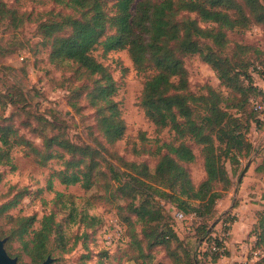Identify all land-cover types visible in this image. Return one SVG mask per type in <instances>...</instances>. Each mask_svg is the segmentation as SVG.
Instances as JSON below:
<instances>
[{
	"label": "trees",
	"instance_id": "1",
	"mask_svg": "<svg viewBox=\"0 0 264 264\" xmlns=\"http://www.w3.org/2000/svg\"><path fill=\"white\" fill-rule=\"evenodd\" d=\"M52 1L70 13H49L50 17L38 25V33L42 44L49 47L50 63L66 61L77 65L78 78L90 82L84 88V95L94 110L96 128L104 144L114 145L127 134L121 103L116 99L118 86L107 66L93 54L98 47L102 56L119 50L127 52L136 73L145 76L138 103L144 117L156 134L165 129L173 133L170 141L160 142L156 137L157 146L149 152L158 157L153 171H149L146 164L129 162L126 166L136 174L110 168L111 175L103 185L106 194L120 200L129 199L124 206L116 205V216L119 223L122 224L120 217L126 221L130 243L137 255L146 257L145 248L160 246L171 264L216 262L219 257L203 252L201 244L209 240L212 232L208 228L214 205L232 185L226 163L237 165L253 150L249 140L250 125L264 118V110L259 116L251 102V99L264 102V92L253 84L248 70L250 66L263 68L264 59L222 65L221 59L211 48L205 50L200 40L210 41L221 51L229 43L226 31L244 30L254 24L264 29V6L259 0H114L111 7L105 0ZM3 19H8L13 27L24 22L21 14L0 0V20ZM238 48L244 53L252 46L239 44ZM9 53L0 46V57ZM195 54L211 66L221 86L235 93L229 104L222 106L221 93L211 86H206L199 94L190 90L183 57ZM80 94L79 90L72 91L69 101L73 106ZM16 101L14 98V104ZM18 101H24L21 94ZM36 118L53 126L44 116ZM0 119V165L13 168L11 150L21 147L24 155L33 157L41 167L51 160L60 163V168L49 175L50 188L52 180L57 179L60 184H79L87 191L98 184L99 177L106 176L98 160L104 146L98 149L82 145L62 133L47 135L33 127L34 136L40 138L37 144L22 134L18 126L7 123L8 116L0 113ZM139 137L147 140L142 132ZM189 142L198 147L205 173L197 184L186 167L196 159ZM142 152L136 150V154ZM256 170H264V157ZM153 184L162 188L158 190ZM150 188L155 191L153 201ZM24 195L18 192L0 204V216L10 223L7 230H0L1 238L7 237L4 246L10 256H19L9 251L11 243L17 241L31 264H39L50 256V237L60 236L62 244V235L53 213L44 214L37 229L33 228L36 216L9 214ZM136 198L138 202L134 203ZM156 198L172 205L173 213L175 210L183 212L184 218L195 214L196 217L190 218L189 229L193 244L178 235L171 212L160 206ZM122 208L136 217L140 235L134 221L122 216ZM229 219L226 214L221 221ZM121 228L115 243L122 239L124 229ZM249 235L254 237L253 250L259 252L251 264H264V209L257 213ZM61 247L66 251L63 244ZM138 256L130 259L137 261Z\"/></svg>",
	"mask_w": 264,
	"mask_h": 264
},
{
	"label": "rangeland",
	"instance_id": "2",
	"mask_svg": "<svg viewBox=\"0 0 264 264\" xmlns=\"http://www.w3.org/2000/svg\"><path fill=\"white\" fill-rule=\"evenodd\" d=\"M2 1L7 7L21 14L24 22L19 27H13L8 19L0 20V46L4 51H10L4 57H0V100L3 99L0 102V113L9 117L7 123L18 126L22 134L30 137L37 144L40 143V138L34 136L33 127L43 130L47 135L62 133L73 142L82 145L89 144L98 149L104 146V149L100 150L98 160L106 176L99 177L98 184L87 191L79 184L65 186L57 179L52 180L50 188L49 175L53 170L60 168V163L51 160L46 166L41 167L33 157L24 155L21 147H14L11 150L14 167L0 165V204L18 192L25 193L18 205L9 210V214L36 216L34 229L40 226L44 214H54L66 251L61 249L60 236L52 235L48 245V249L51 250L50 256L53 258L50 264H99L100 262L101 264H171L160 246L150 250L145 248L143 252L147 254L146 257L138 256L137 250L130 243L126 221L121 217L122 224L119 221L118 223L123 227L124 233L120 241L108 246L103 233V226L109 223L110 219L117 218L116 205L124 206L129 201V199H117L116 196L104 192V182L111 175L109 169L136 174L126 166V163L135 162L146 164L149 171H153L158 157L149 152H153L157 146L156 137L162 142L170 141L173 136V133L167 129L156 134L153 125L143 115L138 103L145 76L136 73L125 50L110 52L107 56H102L100 47L94 50L93 54L107 66L115 79L118 86L116 99L121 103L122 116L126 123L127 135L124 140L114 145L104 144L96 128L94 110L89 106L84 95V88L90 85V82L78 78L77 65L66 61L50 63L49 47L42 44L38 33V25L50 17L49 13H70V10L55 4L52 0ZM105 1L108 7L114 2V0ZM259 1L264 6V0ZM191 16L193 17L194 14ZM226 35L229 43L221 51L217 50L210 41L200 40L205 50L211 48L221 59L222 65L234 66L253 59H264V51H262L264 29L261 25L254 24L244 30L226 31ZM239 44L251 45L252 48L242 53L238 48ZM183 61L191 91L199 94L206 90V86H211L221 93L222 106L229 104L232 96H236L234 92L219 84L215 71L199 55H186ZM248 70L253 84L264 92V67L250 66ZM73 90H79L81 93L74 99V106L69 101ZM20 94L24 101H18ZM14 98L17 100L15 104ZM5 99L7 102L4 101ZM3 102H6L4 108H2ZM258 114L262 116L263 112ZM37 116H44L53 126L46 124L44 120H37ZM141 132L147 140L140 139ZM249 140L253 150L237 165L226 163L232 185L223 198L217 200L213 208L212 223L218 217L223 218L228 214L230 218L228 222L231 224L230 233L235 222L241 220L249 223L253 215L255 221L257 213L264 209V170H256L264 157V118L250 125ZM189 144L195 152L196 159L186 167L193 182L197 184L205 173L198 147L192 142ZM139 149L143 152L136 154V150ZM153 186L158 190L162 188L160 185L153 184ZM148 191L150 200L153 201L152 195H155V191L151 188ZM155 200L165 210L171 212L178 235L193 244V240L189 239L191 227L189 216L178 220L174 216L172 205L160 198ZM137 202L138 198L134 203ZM223 212L225 213L221 216ZM121 213L122 216L134 221L136 232L140 235L141 227L136 217L124 208ZM9 224L3 215L0 216L2 232L8 229ZM2 235L0 232V238ZM5 238L7 241V237ZM241 243L244 244L236 247V250H241L236 254V260H230L227 264L252 263L256 259L259 252L253 250V242L247 239L239 242L238 245ZM9 251L13 255H19L15 256L19 257V263L31 264L30 258L22 251L19 242L13 241ZM134 255L138 256L137 261L130 259Z\"/></svg>",
	"mask_w": 264,
	"mask_h": 264
},
{
	"label": "built area",
	"instance_id": "3",
	"mask_svg": "<svg viewBox=\"0 0 264 264\" xmlns=\"http://www.w3.org/2000/svg\"><path fill=\"white\" fill-rule=\"evenodd\" d=\"M259 68V66H258ZM252 104L255 109L262 113L264 110V102H259L254 99H251ZM174 216L176 219L181 220L184 218L183 212L179 210L174 211ZM196 217L195 214H190L189 218ZM230 222H222L221 219L212 228V232L210 233V237L208 241L202 242L201 250L208 254H215L222 259L225 257V251L227 248V240L230 234ZM113 227V229H112ZM121 226L118 223L117 218L110 219V222L103 226V233L105 238V243L110 246L115 243L117 239H119L121 234ZM112 230V231H111Z\"/></svg>",
	"mask_w": 264,
	"mask_h": 264
},
{
	"label": "crops",
	"instance_id": "4",
	"mask_svg": "<svg viewBox=\"0 0 264 264\" xmlns=\"http://www.w3.org/2000/svg\"><path fill=\"white\" fill-rule=\"evenodd\" d=\"M253 223H254V215L252 216V220L249 223L247 222L245 223L244 221L241 222V220L239 222L238 221L235 222L232 225L231 233L228 237L227 248H226L227 255H225V257L222 259H218L216 262H209L207 264H227L230 260L231 261L236 260V254L237 253L239 254L241 252V250H236V247L243 245L244 243L238 245V243L243 240L249 239L254 244V237L249 235V231ZM237 263H243V262H234L233 264H237Z\"/></svg>",
	"mask_w": 264,
	"mask_h": 264
},
{
	"label": "water",
	"instance_id": "5",
	"mask_svg": "<svg viewBox=\"0 0 264 264\" xmlns=\"http://www.w3.org/2000/svg\"><path fill=\"white\" fill-rule=\"evenodd\" d=\"M245 169H246V167H245V168L243 169V171L241 172V175H240V177H239V179H238V182L241 180L242 175H243ZM224 213H225V212H223V213L221 214V216L224 215ZM220 219H221V217H218V218H217V219H216V220H215V221L209 226L208 231H211L212 228H213V227L219 222ZM5 242H6V238H5V237H4V238H0V264H21V263L18 262L17 257L10 256V255L7 253V251H6V249H5V246H4ZM52 261H53V258H52L51 256H47V258H46L44 261H42L41 263H39V264H50Z\"/></svg>",
	"mask_w": 264,
	"mask_h": 264
}]
</instances>
